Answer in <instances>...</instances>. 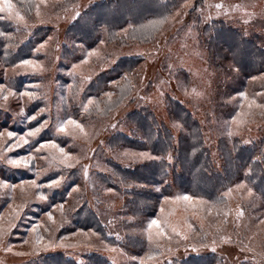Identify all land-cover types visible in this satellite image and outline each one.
<instances>
[{"label": "trees", "instance_id": "1", "mask_svg": "<svg viewBox=\"0 0 264 264\" xmlns=\"http://www.w3.org/2000/svg\"><path fill=\"white\" fill-rule=\"evenodd\" d=\"M182 1L95 0L61 30L58 28L61 16L57 19L53 17V20L42 19L46 9L43 13V9L38 11L39 0H10L24 19L17 21L14 16L0 13V111L9 113L10 109H23L10 115V124L5 117L0 119V153L8 151L9 144L13 142L12 139L8 140L9 131L17 134V137L24 136L29 143L25 147H12L13 152L6 153L7 157L0 161V166H4V159L8 161L18 157H23L30 165L24 169V165L17 167L7 164L10 181L15 183L37 174L35 167L39 163L38 159L45 155L29 158L27 154L38 152L36 148L40 144L55 143L58 146L55 148L57 162L68 157L75 161L79 152L71 147V139L77 141L80 139L77 136L79 131L87 132L94 124L109 121L114 112L134 102L143 59L130 55L128 50L133 45L154 42ZM79 2L59 0L54 2L53 9L57 12L67 10ZM14 24L18 28L15 29ZM151 24L154 25L149 26ZM199 39L210 60L222 70L234 66L242 75L251 76L264 69V48L258 36L246 37L240 30L222 21H213L200 31ZM107 49L125 53L109 57L105 54ZM56 57L54 73L47 71V65L52 64ZM111 58L114 61L109 66H103L104 70L83 80L92 68H97L100 60L104 63ZM24 60H33L35 64L31 67L22 66ZM81 68L86 70L80 71ZM47 84L50 88L45 89L48 92L46 94L43 87ZM26 91L34 96L30 98L25 95ZM5 95L7 99L3 104L1 97ZM164 103L168 108L169 122L178 131L177 137L148 107L126 113L124 121L127 132L113 135L107 141L106 148L113 154L118 151L119 156L121 151L134 150L148 153L149 157L144 161L130 160L128 164L107 158L92 178L98 184V187H93L94 198L103 196L101 190L115 191L122 198V210L139 217L152 214L159 208L160 197L174 190L221 205L226 202L228 187L243 180L264 200V147L261 144L247 145L239 139L230 142L220 138L216 149L218 158L214 159L205 147L203 128L195 116L167 95ZM68 119L79 123L83 131L75 129L73 125H68L64 132L58 131L59 125ZM41 125L44 126L38 134L28 135ZM61 148L64 155L60 153ZM2 175L4 177L5 173ZM79 175L80 169L73 168L64 173H51L44 178L47 186L72 185L76 193L71 196L81 204L74 213H70L71 222L66 210L72 204L67 200L66 190L59 191L55 187L53 195L47 197V209L55 212L56 216L61 215L62 219H59H66L63 224L65 227L62 225L63 230L58 233L57 239L67 242L68 233L82 231L115 243V238L108 236V227L93 207L99 203L90 204L83 200V183L78 179ZM64 180L67 182H62ZM45 228L48 230H44L42 236L46 234L45 239L49 240L50 227ZM123 240V246L127 249H142V238L125 237ZM158 252L160 250H155L153 254ZM30 264L112 262L98 253L86 254L82 259L75 260L60 251H49L38 255ZM167 264H222V259L215 254L193 255Z\"/></svg>", "mask_w": 264, "mask_h": 264}, {"label": "rangeland", "instance_id": "2", "mask_svg": "<svg viewBox=\"0 0 264 264\" xmlns=\"http://www.w3.org/2000/svg\"><path fill=\"white\" fill-rule=\"evenodd\" d=\"M57 1L59 0H39L38 11L43 9V13L46 9L42 14L44 20L61 16L58 28L62 30L95 0H79L75 7L58 12L53 9L54 2ZM241 1L183 0L154 42L133 45L128 53L143 59L134 102L114 112L109 121L94 124L86 130L87 132L79 131L77 136L80 139H71V147L75 152H79L75 161L74 158L68 157L64 159V164L57 162L56 151L50 147L38 152H28L29 158L33 155L45 156L38 159L39 163L35 167L37 174H31L29 178L18 181L19 183L9 180L6 171L9 163L5 159L2 161L4 166H0V264H30L38 255L49 251H60L75 260L82 259L86 254L98 253L106 256L112 264H167L188 259L193 255L207 254L217 255L222 259V264H264V200L243 180L228 187L225 192L226 202L221 205H214L196 197H193V202L177 200V197L187 194L174 190L167 196L160 197L159 208L152 214L139 217H133L122 210V198L115 191L101 190V198L93 197V187H98V184L92 181L93 175L102 168L101 165L107 158L124 161L126 164L130 160L145 159L134 150L121 151L119 156L118 151L113 154L106 148L107 141L113 135L117 132H127L124 121L126 113L148 107L177 137L178 131L169 122L168 108L164 103L166 95L179 102L200 122L205 147L210 150L214 159L218 158L216 149L220 138L230 142L239 139L247 145L255 143L264 147V69L251 76L242 75L234 66L222 70L210 60L199 39L200 31L205 25L222 21L240 30L246 37L258 36L264 48V7L256 6V0L249 1L247 5L246 1ZM259 2L264 6V0ZM2 3L3 0H0V4ZM216 5L222 7L217 8ZM15 12L17 8L13 9L12 16ZM4 14L9 15L8 12ZM14 27L18 28L16 24ZM56 38H59V35H56ZM124 53L110 49L105 51L109 57ZM113 61L112 58L104 63L100 60L97 68H92L91 73L87 77L84 76L83 80L90 78L97 71L104 70L103 66H109ZM56 64L57 57L52 64L47 65V71L53 72ZM83 70L86 69H80ZM48 88V84L44 85L43 92L47 94L45 89ZM5 96L1 97L3 104L6 101ZM22 109H10V114L0 111V119L5 117L10 124V115L13 116L16 111L21 112ZM1 138L0 136V140ZM18 138L17 134L12 138L8 137V140L12 139L13 142L9 144L8 151L3 150V153H0V161L7 157V152H13L11 149ZM19 143L23 147L26 146L23 141ZM14 159L22 161L20 167H30L23 157ZM73 168L80 169L78 179L83 183V200L90 204L99 203L97 207H93L108 227V236L115 238V243L82 231L68 233L67 242L57 239L66 219L64 217L61 220V215L56 216L55 212L47 209V197L53 195L55 187L59 191L66 190L67 200L72 204L67 206L68 220H71L70 213H74L81 204L71 196L76 193L73 192L72 185L47 186L44 184V178L51 173H64ZM33 180L36 181L35 186L31 183ZM62 182L66 183L67 180ZM62 182L60 183L65 184ZM240 185L243 186L238 187ZM152 219L160 222L165 230V237L156 235L159 231L156 227L148 229ZM45 226L50 227L49 240L45 239L46 234L42 236L44 230H48ZM172 227L176 228L179 235L172 233ZM168 236L171 239H168ZM185 236L188 238L184 239ZM125 237L142 238V249L135 251L125 248ZM155 250L160 252L153 254Z\"/></svg>", "mask_w": 264, "mask_h": 264}, {"label": "snow or ice", "instance_id": "3", "mask_svg": "<svg viewBox=\"0 0 264 264\" xmlns=\"http://www.w3.org/2000/svg\"><path fill=\"white\" fill-rule=\"evenodd\" d=\"M216 7L219 8V7H222V5H216ZM14 8H15V6L10 2V0H3V3L0 4V12H8L10 16L13 15V9H14ZM38 14H39V13H38ZM14 16H15V19H16L17 21H22V20L24 19V17L21 16L19 12H15V13H14ZM41 47H43V45H41ZM34 64H35V62H34L33 60H24V61L22 62V66H29V67H31V66H34ZM24 94H25V95H29L30 98L34 96L33 93H31V92H27V91H26ZM242 95H243V94H242ZM4 99L6 100V99H7V96H5ZM88 103L91 104L92 101L89 100ZM252 103H255V101H252ZM42 111H43V110H42ZM32 119H35V117H32ZM68 125H73V126L75 127V129H80L81 131H83L81 125H80L79 123H77V122H76L75 120H73V119H68V120L66 121V123H63V124L59 125V127H58V131H60V132H64L65 129H66V127H67ZM43 126H44V125H41L40 127H37L34 131H30V132L28 133V135H29V136H35L36 134H38V133L41 131V128H42ZM7 135H8L9 138H12L15 134H14L13 132L9 131ZM229 135H231V132H229ZM19 141H23L24 144L29 143V141H28L27 139H25L24 136H20V137L18 138L17 143H16L15 145H13V147H20L21 145H20ZM46 147H50V148L55 149V148H57L58 146H57L55 143H52V144H40V145L36 148V151H41L42 149H44V148H46ZM60 153H61V155H64V150H63L62 148L60 149ZM138 155H139L140 157H142V158H148V157H149V154H148V153H139ZM7 162H8L9 164H11V165H13V166H17V167L21 166V163H22V161H21V160H18V159H9ZM25 163H26V162H25ZM60 163L64 164V163H65V160L62 159V160L60 161ZM66 166H71V165H66ZM85 175H87V169H86V168H85ZM31 183H32L34 186L36 185V181H35V180L31 181ZM49 186H51V185H49ZM242 186H243V185H240V186H238V187H242ZM229 191H231V190H229ZM41 198H43V197H41ZM176 199H177V200H182V201H185V202H193V200H194V198H193L192 196H190V195H184V196H182V197H177ZM198 203H203V202H202V201H198ZM218 203H219V202H218ZM225 215H227V214H225ZM240 215H242V213H240ZM262 223H264V221H262ZM153 227H156V228L159 229V231L156 233V235H157L158 237H165V236H166V233H165L164 228L161 227L160 222H159L157 219H152V220L149 222V224H148V229L150 230V229H152ZM171 231H172L173 234H175V235H179V233L176 231V228H175V227H172V228H171ZM167 238H168V239H171L170 236H168ZM183 238H184V239H187L188 237L185 236V237H183ZM25 242H26V241H25ZM9 250H10V249H9Z\"/></svg>", "mask_w": 264, "mask_h": 264}, {"label": "crops", "instance_id": "4", "mask_svg": "<svg viewBox=\"0 0 264 264\" xmlns=\"http://www.w3.org/2000/svg\"><path fill=\"white\" fill-rule=\"evenodd\" d=\"M244 1H246V5H247V3L249 4V1H251V0H242L241 2L244 3ZM256 6L264 7V6H261L259 0H256ZM251 7H253V6H251Z\"/></svg>", "mask_w": 264, "mask_h": 264}]
</instances>
